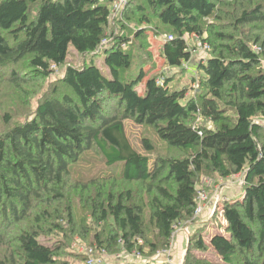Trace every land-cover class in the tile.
<instances>
[{
    "label": "trees",
    "instance_id": "16d2710c",
    "mask_svg": "<svg viewBox=\"0 0 264 264\" xmlns=\"http://www.w3.org/2000/svg\"><path fill=\"white\" fill-rule=\"evenodd\" d=\"M114 3L0 0V68L29 59L31 69L45 79L53 75L52 62L65 63L71 49L89 58L83 66H68L51 96L41 99L25 120L4 117L0 264H71L63 256L77 235L93 237L88 248L137 251L146 259L137 264H162L153 258L168 249L175 226L195 215L204 178L236 174L245 175L244 186L224 204V232L209 239L197 234L184 264H264V124L255 121L264 119V0L129 1L122 18L134 20L137 28L147 25L138 29L137 38L148 61L155 62L150 36L161 35L154 22L171 31L160 52L167 69L184 71L193 60L191 36L209 46L208 59L199 50L201 80L191 98L189 88L171 86L165 72L146 81L144 94L136 79L125 75L134 64L135 41L120 33L109 37ZM104 39L110 41L101 53L109 76L93 57ZM198 118L214 128L197 126ZM127 120L153 127L182 156L153 161L138 153L126 136ZM144 145L154 152L148 140ZM92 150L108 168H120V181L147 185L149 205L141 188L104 187L101 182L114 180L111 175L69 191L72 166ZM38 201L47 204L42 212L35 208ZM24 222L29 228H18ZM15 228L12 239L7 235ZM86 261L84 255L78 264Z\"/></svg>",
    "mask_w": 264,
    "mask_h": 264
},
{
    "label": "rangeland",
    "instance_id": "374dc122",
    "mask_svg": "<svg viewBox=\"0 0 264 264\" xmlns=\"http://www.w3.org/2000/svg\"><path fill=\"white\" fill-rule=\"evenodd\" d=\"M130 0H127L126 5L117 13L114 14V17L112 18L111 26L109 27L108 33L109 37L112 39L116 36V34H123L128 35L130 38V41H135V46L131 49L133 51V54L135 55L134 58V64L132 68L125 72V75L131 76L132 79H136L138 83V91L141 94H144V89L146 86V81L154 75H158L161 72H165L167 76L172 77L171 78V86L177 87L179 89L187 86L189 88V93L187 94L189 98L195 97L196 94L199 91V81L200 79V73L198 71V64L201 60L200 56H198L199 52V44L203 43L198 37L191 36L189 38V45L193 47L194 52V59L188 64L185 65V70H174V69H167L164 67V62L160 56V50L161 46L163 45L165 36H168V34L171 32L170 29H167L166 27L159 24V22H154L152 26L159 25L161 27V35H158V40L155 39L156 35H151L150 40L152 42V50L154 54L155 62L152 63V61H148V56L143 52L142 48L140 47L141 39L137 38V32L138 29H145L144 27H147V25L144 24L141 28H137L134 20H129L124 17L122 18V14L126 8V6L129 4ZM132 3V1H131ZM114 7V6H113ZM133 19L134 16H132ZM120 19H123L119 22ZM247 31V30H246ZM256 31L250 32V34H255ZM170 39V37H169ZM205 44V43H204ZM129 47V45H128ZM209 52L204 57L207 59L211 57L210 54V48L208 49ZM259 52L260 49H257ZM102 52L95 53L93 57H95L94 61L95 64L102 70V72L109 76L110 70L109 68L104 64V55H101ZM197 54V55H196ZM92 57V56H90ZM89 58L81 57L79 54L76 53L74 49H71V53L69 55V58H67L65 63H58V62H52L51 70L53 71V75L49 78H42L38 76L30 67L29 59L26 61H22L17 65H14L12 67H5L0 68V131L5 128L4 123V117L6 115H10V117L14 116L15 120L21 121L25 120V116L28 117L31 115V113L36 111V107L38 102L43 99L45 96H51L53 93L54 87L57 86V81L61 79L65 72L66 68L68 66H83L85 64V61H88ZM264 62V59H262ZM262 62V63H263ZM194 67V70H193ZM194 77L196 78V81L193 82ZM200 79V80H199ZM60 88L61 85L59 84ZM255 121L260 124H264V119L262 118H256ZM197 126L202 125L208 128H214L211 121H207L203 118H198L196 120ZM212 128V129H213ZM125 129H126V136L131 143L132 147L140 154L142 155H148L151 157V159L154 161L158 156L160 157H173V156H182L181 153H176L168 144L164 143L160 138L158 137L156 130L153 127L147 126V125H140L134 122L133 120H127L125 123ZM148 140L153 146H154V152H149L147 148L144 145V141ZM71 170V176L67 180L69 191H73L72 188H78V186H81L84 184L90 185L89 180L97 178L98 180L103 179H109L107 178L109 175L114 177V180H108V181H102L101 183L104 185V187H110L109 185H114L115 187L118 185H121L123 187H133L136 192H138L139 188H141L142 191V199L145 201L147 205H149L151 194L148 193V187L137 184V183H126L122 182L119 179L120 176V168H108L105 165L104 159L102 155L97 150L90 151V154L88 155L87 159L80 161L78 164L72 166ZM243 174H236L229 179H219L216 180L217 183H215L214 188L211 189L210 194L211 196V203H210V210L201 216V219H208L205 223H199L191 224V226L188 228L190 231V236L188 241H185L183 244L185 247H183L182 250L179 249V244L174 243L173 253L174 257L177 259L178 262H181L182 260L185 261L186 256L188 254L189 246L191 244V240L194 238H197L199 233L203 234L202 237L204 239H209L214 233L216 232H224L222 230V225L227 224L225 221V218L223 216V208L224 204L230 200V198L234 197L238 191H240L244 185L240 186L239 180H243L242 177ZM211 177V176H210ZM215 178V177H213ZM212 179V178H211ZM229 181V182H228ZM150 184V183H149ZM153 185V184H150ZM111 186V187H112ZM232 186V187H231ZM80 188V187H79ZM229 190L234 191V194L229 192ZM199 194V192H198ZM224 198L225 201L220 199L221 197ZM214 204H217V208H219L214 212V215L212 216L213 206ZM42 207L45 209L47 207V204L43 201L37 202V209L41 211ZM150 208L145 205V219L147 221V225H149L150 221ZM42 212V211H41ZM188 222V221H186ZM181 222L180 224H177L175 227V231L180 229L177 233L183 232L184 229V223ZM20 225V224H19ZM197 227V229L194 231V228ZM21 229H28L27 222H24L22 226L18 227ZM98 227H96V230ZM93 232V235L96 234ZM100 231H102L101 228H99ZM97 230V231H99ZM16 228L13 229V231L9 232L7 236H12V239L17 234ZM19 231V230H18ZM95 233V234H94ZM150 235V234H149ZM193 237V238H192ZM11 239V238H10ZM41 241L47 243V244H53L52 241L46 238H42ZM90 242H94L93 237L88 238L87 240L81 239L79 235L75 236V238L68 243V247L66 250L67 254H64V258L70 261L71 264L73 263H80V260L86 252L87 247L90 245ZM143 245V241L139 242ZM94 249V247H92ZM4 246L0 245V257L4 254ZM95 250V258L98 259V262L96 264H137L139 263L136 258L140 257L139 254L131 253L129 251L122 250L118 253H110L104 250ZM201 255V254H198ZM205 256H208L207 254ZM142 257V256H141ZM145 259L144 257H142Z\"/></svg>",
    "mask_w": 264,
    "mask_h": 264
},
{
    "label": "built area",
    "instance_id": "2783aa9c",
    "mask_svg": "<svg viewBox=\"0 0 264 264\" xmlns=\"http://www.w3.org/2000/svg\"><path fill=\"white\" fill-rule=\"evenodd\" d=\"M127 3V0H115V3H114V7L113 8V16L115 13L119 12L123 7L124 5H126ZM156 38L158 36H155ZM172 37H170L171 39ZM166 40L164 39V42ZM109 40L108 39H104L103 42H102V45L101 47L99 48V50L97 52H102L104 47H107L109 46ZM128 43L127 42H123L122 44V49H127L128 48ZM199 50L203 51L205 53V55L208 54L209 52V46L207 44H204V43H200L199 44ZM96 52V53H97ZM165 81L164 77H160L158 79V83L159 84H162L163 82ZM243 177V180H239V184L240 186L244 185V179H245V175L243 174L242 175ZM229 182V181H228ZM215 180L214 179H211V178H204L203 180V187L199 190V194H198V197H197V209H196V212H195V215L193 216V218L191 220H189L188 222L184 223V229H183V232H180V233H177L180 229L174 231L173 233V236H172V239H171V243H170V246L168 247V249H164V250H161L159 251L156 256L153 258V261L155 262H160L162 264H184V261L182 260L181 262H178L177 259L174 257V254L173 253V248H174V243L177 242V236L179 234H183L186 236V239L188 241L189 239V236H190V231L188 230V228L191 226L192 223L194 222H197L200 220L201 216L204 215L205 213H207L209 210H210V203H211V199L209 196H211L210 194V191L211 189L214 188L213 185H215ZM232 187V186H231ZM221 199H220V202L221 200L225 201L224 198H222V196H220ZM213 211H212V216L214 215V212L219 208H217V204L213 206ZM180 226H183L181 225L180 223ZM176 227V226H175ZM95 250L91 247H87L86 249V256H87V261H86V264H96L98 262V259L95 258ZM131 253H136V254H139L137 251H134V252H131ZM140 257H137L136 258L138 259L137 261L140 263V262H145L146 259H143L142 255L139 254ZM142 256V257H141Z\"/></svg>",
    "mask_w": 264,
    "mask_h": 264
},
{
    "label": "crops",
    "instance_id": "0c3cea01",
    "mask_svg": "<svg viewBox=\"0 0 264 264\" xmlns=\"http://www.w3.org/2000/svg\"><path fill=\"white\" fill-rule=\"evenodd\" d=\"M158 38V37H157ZM156 37H155V39H157ZM159 39V38H158ZM157 39V40H158ZM164 44V43H163ZM162 47H163V45L161 46V50H162ZM161 50H160V52H161ZM202 52L201 51H199L197 54H198V56H200L201 57V54ZM196 54V55H197ZM193 59H194V57H193ZM189 64V63H188ZM174 70H176V69H174ZM193 70H194V67H193ZM231 193H233L234 194V191L232 192L231 191ZM208 219L209 218H207V219H201L200 218V220L199 221H197V222H194V224L193 225H195V224H199V223H205V222H207L208 221ZM197 229V227H195L194 228V231ZM215 234V233H214ZM185 241H187V239H186V236L185 235H183V234H179L178 236H177V242L176 243H178L179 244V249L180 250H182L183 249V247H185V245L183 244Z\"/></svg>",
    "mask_w": 264,
    "mask_h": 264
}]
</instances>
